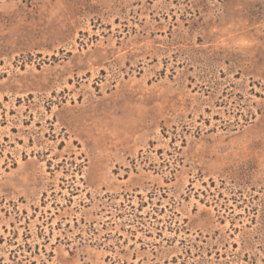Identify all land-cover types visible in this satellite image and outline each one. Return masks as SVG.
I'll list each match as a JSON object with an SVG mask.
<instances>
[{
	"label": "rangeland",
	"instance_id": "374dc122",
	"mask_svg": "<svg viewBox=\"0 0 264 264\" xmlns=\"http://www.w3.org/2000/svg\"><path fill=\"white\" fill-rule=\"evenodd\" d=\"M0 264H264V0H0Z\"/></svg>",
	"mask_w": 264,
	"mask_h": 264
},
{
	"label": "clouds",
	"instance_id": "9594fccd",
	"mask_svg": "<svg viewBox=\"0 0 264 264\" xmlns=\"http://www.w3.org/2000/svg\"><path fill=\"white\" fill-rule=\"evenodd\" d=\"M214 35L216 37L214 46L218 48L223 47L244 53L255 45L253 39L241 33L234 32L231 29L225 31L217 28L214 30Z\"/></svg>",
	"mask_w": 264,
	"mask_h": 264
}]
</instances>
